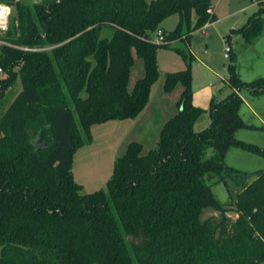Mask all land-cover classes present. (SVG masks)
<instances>
[{
	"label": "trees",
	"instance_id": "trees-1",
	"mask_svg": "<svg viewBox=\"0 0 264 264\" xmlns=\"http://www.w3.org/2000/svg\"><path fill=\"white\" fill-rule=\"evenodd\" d=\"M3 1L15 14L0 36V104L18 79L21 89L0 114V264H264V167L246 182L224 161L230 147L264 158V148L236 137L263 129L242 119L239 92L264 94V77L242 81L230 46L227 95L194 106L189 65L167 73L165 88L180 82L183 91L156 146L142 153L129 142L105 190L82 193L73 178L91 126L142 112L158 50L179 38L189 45L192 31L216 21L211 0ZM256 1L238 29L246 44L263 28L264 0ZM173 14V30L152 39ZM133 52L143 74L129 89ZM205 112L210 122L196 131ZM226 177L242 180L234 220L211 188ZM207 208L218 216L202 219Z\"/></svg>",
	"mask_w": 264,
	"mask_h": 264
},
{
	"label": "rangeland",
	"instance_id": "rangeland-1",
	"mask_svg": "<svg viewBox=\"0 0 264 264\" xmlns=\"http://www.w3.org/2000/svg\"><path fill=\"white\" fill-rule=\"evenodd\" d=\"M25 4H32L39 0H20ZM0 0V4H6ZM213 12L217 20L207 23L190 34L189 45L183 38L172 41L169 49H159L157 52L158 78L152 84L149 99L144 108V115L141 120L125 119L110 120L91 126L92 142L79 148L73 157L72 172L74 180L82 185V193H90L95 190H105L109 177L112 174L116 158L123 154L127 144L131 141H138L142 144V153L154 148L158 139V132L168 118L177 111V101L183 91V85L177 82L172 88H165L166 75L184 69L187 65L190 68L192 93L199 92L202 88L221 87L225 93L230 91L227 85V65L230 59L225 57V48L230 46L235 54L236 72L242 81H251L258 77H264V23L261 34L251 44H246L238 29L247 18L259 8L256 0H211ZM11 6L10 17L14 16L15 9ZM9 17V18H10ZM178 15L173 14L167 17L151 34L155 39L157 32H169L173 30L178 22ZM195 21V14L191 16V22ZM186 27H184V30ZM3 36V32H0ZM4 43L0 37V46ZM182 52L193 55L192 59L184 58ZM134 63L130 69L128 88L131 89L137 78L143 74V61L135 53ZM1 57V51H0ZM2 72V71H0ZM21 89L19 79L8 90L3 102L0 104V114L8 106L13 96ZM242 93H247L242 89ZM218 91V90H217ZM202 99L201 92L198 93ZM264 95V94H263ZM198 97V95H197ZM254 97V96H252ZM258 97V96H257ZM254 97L258 109L264 111V96ZM219 99V98H218ZM202 108V107H201ZM147 113V114H146ZM75 118H77L74 113ZM247 115V113H246ZM201 118L194 129L199 131L208 125V114ZM260 126L257 120L253 121ZM248 135L247 138L255 140L261 138L264 142V129L242 130ZM62 134V133H61ZM60 134V138L62 136ZM264 144V143H263ZM243 158L252 159L250 165H241L247 173L246 182H250L251 172L263 168L264 158L241 149ZM233 153L228 159H232ZM244 166V167H243ZM245 181V179H244ZM242 180L240 177H226L225 181L212 183L211 188L216 198L226 203V215L234 220L237 217L235 212L234 199L241 190ZM218 212L207 208L202 213V219L211 216H218Z\"/></svg>",
	"mask_w": 264,
	"mask_h": 264
},
{
	"label": "crops",
	"instance_id": "crops-1",
	"mask_svg": "<svg viewBox=\"0 0 264 264\" xmlns=\"http://www.w3.org/2000/svg\"><path fill=\"white\" fill-rule=\"evenodd\" d=\"M189 50H190V43H189ZM217 90L216 89H213L212 87L202 88L199 91V92H201L202 99L199 98V96H200L198 94L199 92L192 93V104L194 106H197V107H202L203 109H208V106H209V103H210V99L212 97H216L217 99L218 98L220 99V98H223L225 95H227L230 92L229 91V92L225 93V91L221 87H219ZM242 91L243 90H241L239 92V95L242 98V104H241L240 110H239V113H240L242 119L244 120V122L246 124L254 125V126H257V127H263V129H264V111L258 109V107L255 104L254 97H252L249 92L242 93ZM197 95H198V97H197ZM261 96H264V95L262 94V95H259L258 97L257 96L256 97L259 98ZM144 110L145 109H143L142 112L137 117H135L133 119H137L138 118L137 120H141V118L144 116V115H142V114H144ZM246 113H247V115H246ZM206 114H208V113L205 112L204 114H202L200 116V118L195 122V124L201 118L204 119L205 118L204 116ZM254 120H257L260 123V126L259 125H256L253 122ZM207 121H208L207 123L209 124V122H210L209 115H208V120ZM195 124H194V127H195ZM242 130H260V129L242 128V129H239L236 132V137L238 139L244 141V142L252 143V144H255V145L259 146V147L264 148V144H263L264 142L261 140V138H258L257 137V138H255V140H254V138L253 139H249V138H247L248 135L246 133H244ZM235 149H240V148L230 147L227 150L224 161H225V163L228 166H231L233 168H236V169H238L240 171H246L244 168H242L241 165H250L251 164L250 161H252V159H251L252 157L251 158L246 157L247 159H244L243 157L246 156V155H244V153H240V151H232V150H235ZM231 153H233L231 155L232 156V159H230V158L228 159V157L230 156L229 154H231Z\"/></svg>",
	"mask_w": 264,
	"mask_h": 264
},
{
	"label": "built area",
	"instance_id": "built-area-1",
	"mask_svg": "<svg viewBox=\"0 0 264 264\" xmlns=\"http://www.w3.org/2000/svg\"><path fill=\"white\" fill-rule=\"evenodd\" d=\"M0 8L4 9L3 14H0V32H4L7 30L8 27V20L11 14V6H9L8 4H0ZM163 39H164L163 32L160 31L157 32L156 38L154 40L163 41ZM228 51H229V46L225 48V57H228Z\"/></svg>",
	"mask_w": 264,
	"mask_h": 264
},
{
	"label": "clouds",
	"instance_id": "clouds-1",
	"mask_svg": "<svg viewBox=\"0 0 264 264\" xmlns=\"http://www.w3.org/2000/svg\"><path fill=\"white\" fill-rule=\"evenodd\" d=\"M3 12H4V9L0 8V14H3Z\"/></svg>",
	"mask_w": 264,
	"mask_h": 264
}]
</instances>
